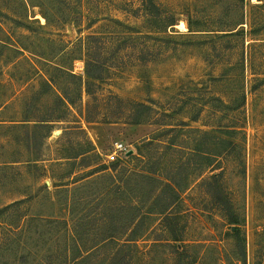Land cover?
I'll list each match as a JSON object with an SVG mask.
<instances>
[{
	"label": "rangeland",
	"instance_id": "rangeland-1",
	"mask_svg": "<svg viewBox=\"0 0 264 264\" xmlns=\"http://www.w3.org/2000/svg\"><path fill=\"white\" fill-rule=\"evenodd\" d=\"M0 264H264V0H0Z\"/></svg>",
	"mask_w": 264,
	"mask_h": 264
},
{
	"label": "trees",
	"instance_id": "trees-1",
	"mask_svg": "<svg viewBox=\"0 0 264 264\" xmlns=\"http://www.w3.org/2000/svg\"><path fill=\"white\" fill-rule=\"evenodd\" d=\"M242 28V27H241ZM231 33L230 34H225V35H239L241 33H243V29H238V28H234L232 30H229ZM89 58V57H88ZM96 61V60H95ZM94 60L92 59H88L87 60V65H86V74L88 76L89 79L91 80H102L103 78L100 77L99 75L97 76V74L95 75L93 73V70H92V67L95 66L96 64L93 63L95 62ZM89 85L88 84V87H87V93L88 95H91L90 93V88H89ZM136 107L140 108V109H146V110H149L151 109L149 106H147L146 104L144 103H136ZM140 112L141 111H137V114L135 116V118H133L131 120V122H128V123H131V124H135V125H140V124H143L146 120H142L140 117ZM89 119L90 122H93V120H91L90 118H87ZM184 125V124H183ZM178 128H169V130H167L169 133H172V132H177ZM233 131H236V130H233ZM203 133H206V132H203ZM155 143V139L154 138H151V141L146 143L145 144H142L141 146V151L143 150H150L152 148V146L154 145ZM149 152V151H147ZM144 153V151H143ZM151 173H154V174H157V173H161V171L159 172H151ZM159 176H161V174H159ZM167 179V182L164 183V182H160V185L157 186L153 192H152V195L150 197V201L152 200H155V201H158V200H162V198L164 196H166V192L167 191H172L174 193V198H173V202L174 201H179L180 200V191L179 189H177V182L174 178H166ZM235 221V220H233ZM232 223H236V222H232ZM237 232L239 231L238 228L236 230ZM131 241H134V240H131Z\"/></svg>",
	"mask_w": 264,
	"mask_h": 264
},
{
	"label": "built area",
	"instance_id": "built-area-1",
	"mask_svg": "<svg viewBox=\"0 0 264 264\" xmlns=\"http://www.w3.org/2000/svg\"><path fill=\"white\" fill-rule=\"evenodd\" d=\"M129 152V147L123 142L117 141L113 144L112 151L108 155V161L110 163L119 162L125 158Z\"/></svg>",
	"mask_w": 264,
	"mask_h": 264
},
{
	"label": "water",
	"instance_id": "water-1",
	"mask_svg": "<svg viewBox=\"0 0 264 264\" xmlns=\"http://www.w3.org/2000/svg\"><path fill=\"white\" fill-rule=\"evenodd\" d=\"M134 155V151L133 150H130L128 153H127V157H131ZM233 230H235V228H233Z\"/></svg>",
	"mask_w": 264,
	"mask_h": 264
}]
</instances>
